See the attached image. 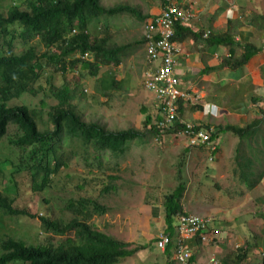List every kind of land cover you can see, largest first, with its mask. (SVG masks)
<instances>
[{
  "label": "rangeland",
  "instance_id": "rangeland-1",
  "mask_svg": "<svg viewBox=\"0 0 264 264\" xmlns=\"http://www.w3.org/2000/svg\"><path fill=\"white\" fill-rule=\"evenodd\" d=\"M119 1L121 0H104L108 4ZM15 2L16 0H0V11H6L7 6ZM132 3L139 5L137 15L94 18L89 24L92 33L100 37L108 35L111 38L109 42L127 46L119 55L121 63L119 65L96 64L99 69L95 74L89 69H82L80 65L73 72H68V80H74L80 86H85L83 99L79 103L84 118L99 121L114 130L130 127L144 130L145 114H142V107L150 103L151 99L143 84V67L146 62L144 43L139 45L140 43L137 42L143 36V15L148 13L150 8L154 10L161 7L162 0H133ZM97 24L99 27L95 29ZM15 50L19 52L21 48L16 47ZM86 58L91 60L92 56L89 54ZM109 71L115 76L116 82L122 83L108 95H102L99 91L102 88L101 79ZM44 73L54 75L56 86L63 85L64 82L61 79L63 76L51 70H44ZM73 85L74 83L71 86ZM24 97L33 109H37L41 128L53 127L54 129V124L49 121L50 108L40 105V99L30 94H25ZM50 102L56 101L50 100ZM261 118L263 119L258 126L257 139L255 141L253 138V140L256 143V149L264 154V116ZM16 130V125H13L9 133L12 135L18 133L19 130L17 132ZM174 139H179V144L174 142ZM222 141V151L219 156L224 158L219 170L214 167L215 163H211L213 161L209 157L212 155L206 149L192 148L187 151L184 139L180 137L168 136L166 142L168 145L165 146L164 143L162 145L156 143L153 136L147 133L142 138L131 141L123 155L112 156L108 149L101 151L104 172L115 176L111 180L106 177L107 182L113 184L115 188L103 192L95 185L96 180H93V175L100 171L96 163L94 146H86L80 139H69L64 136L63 152L69 159V165L54 176L53 188L60 195L71 197L73 202L82 197H91L105 205L106 213L95 214L87 221L119 239H131L129 248L143 247L132 256L120 259L118 264H170V258L164 257L162 251L155 245V241L166 225L165 196L183 182L186 184L182 198L185 211L212 218L221 230L218 234L219 239L222 236L223 240H226L220 244V248L213 247L211 252L209 247L205 251L207 256L215 255L213 252L216 253L215 258L219 253H241L249 244L250 262L258 264L261 261L262 249L256 248L255 244L264 236L262 232L264 179L259 185L255 183L256 185L251 186L252 188L241 184L245 168L239 165V163L244 164V156L251 154L245 152L250 147L253 148L249 146L253 141L243 142L233 133H227V136L222 137ZM172 145H175V148H172ZM236 148L238 155L234 157L233 151ZM240 148L245 150V155H241ZM4 149L9 152L6 148ZM188 152L192 154L187 158ZM13 157L17 156L13 154ZM10 171L7 173L8 180L0 183V189L13 186L14 183L9 180ZM228 176L230 177L227 179ZM11 196L15 198L17 206L29 207L35 214L42 213L39 211L40 207L53 208V201L42 203L45 200L42 193H24L22 185L17 186V191ZM146 204L151 206L149 219L139 220L135 212ZM77 206L76 213L81 218L85 216L84 210L90 212L96 209L93 202L77 203ZM128 208L133 210L128 211ZM76 213L64 207L56 210L53 218L69 221ZM175 224L174 219L173 226ZM148 232L150 237L145 239L143 235ZM26 235H32L30 236L32 239L27 240L31 243L56 242L64 238L41 231L38 218H4V225L0 228L1 237H25ZM221 247L224 249L222 250ZM202 251L204 252L203 249Z\"/></svg>",
  "mask_w": 264,
  "mask_h": 264
},
{
  "label": "trees",
  "instance_id": "trees-1",
  "mask_svg": "<svg viewBox=\"0 0 264 264\" xmlns=\"http://www.w3.org/2000/svg\"><path fill=\"white\" fill-rule=\"evenodd\" d=\"M133 0H121L114 4L105 3L104 0H16L9 4L6 11H0V147L7 148L15 145L19 148L20 157L27 153L34 157L40 155L50 162L52 160L51 173L67 165L62 158V153L56 154L57 147L63 135H77L86 145H93L96 159L102 158V152L109 150L110 155H123L128 144L136 137L142 138L147 133L153 137L159 134L160 130L152 124L151 114H147L144 121V130L136 127L114 130L95 120H83L81 115L76 113L77 107L72 102L83 92V86H79L74 80H68V72L75 70L79 65L82 69H89L95 74L100 65H119V55L126 49V45H117L109 42L110 36L100 37L92 33L89 24L94 18L115 17L117 14L139 13V5L132 3ZM164 1V0H163ZM149 16L144 14L142 19ZM98 24L95 26L97 29ZM177 29H186L189 34L191 30L177 25ZM221 36L228 37V34ZM145 42L142 37L139 45ZM234 40L228 39L227 44L233 47ZM16 47L21 50L16 52ZM241 57L228 58L227 66L233 70L243 68L253 55V46H245ZM43 49V50H41ZM145 49V47H144ZM234 52V50H231ZM77 54L79 56H77ZM91 55V60L87 55ZM148 63L149 59L145 57ZM149 65V63H148ZM150 66V65H149ZM44 70H51L55 74L63 76V85H55L54 75L45 74ZM102 81V88L99 90L102 95H108L113 89H117L122 82H116L111 71L107 72ZM74 83L73 86H71ZM77 93V94H76ZM30 94L40 99L39 104L50 108L49 121L54 124L52 128H41L37 118V109H33L24 97ZM53 98V99H50ZM50 100L56 101L51 103ZM253 106L264 105L263 98L253 94ZM182 104L180 111L182 110ZM147 112V108H143ZM259 115L245 122L244 124L219 125L212 134L210 143L204 145L215 163L216 169H221L223 158L219 156L222 151V143L219 139L221 134L233 133L243 142L253 143L250 149L245 152L240 148L244 156L245 172L242 182L252 188L259 185L264 179V154L256 149L257 131L264 116V108H259ZM16 125L15 134L9 130ZM183 127L179 126V129ZM57 139V140H56ZM201 146L200 149H204ZM247 145V148L249 147ZM237 148L233 151L237 157ZM255 159V160H254ZM254 162L255 165H254ZM242 173V172H241ZM240 173V175H241ZM97 184L109 189L106 177L114 179V176L107 173L99 174ZM233 176V174H232ZM230 176L227 177V179ZM234 178V177H233ZM3 168L0 165V183H3ZM235 179V178H234ZM239 179V178H238ZM53 180V179H52ZM52 180H47L43 185L51 186ZM229 181V180H228ZM256 183V184H255ZM255 184V185H254ZM252 186V187H251ZM112 188V187H111ZM186 190V184L180 182L174 191L165 196V229L170 235H174L175 227L173 220L178 213H187L182 204V198ZM89 202V199L82 198L81 202ZM74 203L71 202V206ZM22 210L13 206L10 191L0 189V221L5 215L15 216ZM46 232L65 234L69 230H75L74 239L68 238L58 246L52 244H31L27 245L22 240L0 242V264H118L120 259L132 256L140 248H129L130 244L120 240L113 235L100 230L93 229L85 221L74 220L67 225L59 222L47 221ZM225 228V227H223ZM264 233V228L262 230ZM38 237V236H37ZM36 237V239H37ZM259 238V237H258ZM256 248L262 249L261 261L264 264V236L255 244ZM223 250L224 247H221ZM249 244L247 249L241 253L229 252L218 254L222 264H252L250 262ZM170 264L171 246L168 248Z\"/></svg>",
  "mask_w": 264,
  "mask_h": 264
},
{
  "label": "crops",
  "instance_id": "crops-1",
  "mask_svg": "<svg viewBox=\"0 0 264 264\" xmlns=\"http://www.w3.org/2000/svg\"><path fill=\"white\" fill-rule=\"evenodd\" d=\"M176 2L189 9L194 17L189 23L182 25L189 28L192 34L188 33L189 30L177 29L176 41L182 47V54L178 57L175 73L184 89L199 96V99L185 102L182 117L187 121L210 124L217 128L219 125L244 124L259 115V108H264V105L253 106L252 96L258 95L264 102V0ZM160 10L161 7L149 9L148 14H155ZM206 30L211 31L208 39L203 35ZM223 34H228V37L221 36ZM228 39L235 42L232 48L227 44ZM248 45L253 46L254 52L245 64L243 72L227 66V59L241 57L245 46ZM149 97L150 103L142 107V110L147 108L148 111H142V114H151L157 120L159 116L155 101L152 96ZM207 104L217 105L216 116L207 114ZM168 136L159 144L164 143L167 146ZM223 136L227 134H221L220 138ZM178 140L173 141L179 144ZM184 142L185 146L186 141ZM185 147L187 151L194 148H188L187 145ZM172 148H175V145H172ZM204 148L208 151L207 147ZM192 152H188L187 158ZM131 209L133 210L128 208V211ZM150 209L149 204L138 208L135 213L138 214L139 220L149 219ZM164 229L165 226L159 234L163 233ZM143 237L149 239V232ZM123 241L129 244L132 242L131 239Z\"/></svg>",
  "mask_w": 264,
  "mask_h": 264
},
{
  "label": "clouds",
  "instance_id": "clouds-1",
  "mask_svg": "<svg viewBox=\"0 0 264 264\" xmlns=\"http://www.w3.org/2000/svg\"><path fill=\"white\" fill-rule=\"evenodd\" d=\"M168 5H175V6L179 7L180 9L191 13V18L188 21L184 22V21L180 20V21H177L175 23V25H174V35L172 37V41L175 42L180 47V49H181L180 54H182V47L176 41L177 25L178 24H182L183 25V24L189 23V21H191V19L194 17V15L189 9H185L182 6H180L176 2V0H164V1L162 0L161 10L159 12L155 13V14L149 13V16L144 19V28H143V36L142 37L145 38V42H144L145 54H146V42H147V38H148L147 35H146V27H145L146 23H147V21L149 19L159 16L167 8ZM128 15H134V14H128ZM116 16L117 17H122V16H126V14L121 13V14H117ZM203 35L205 37H207V39H208L210 37V35H211V31L210 30H206L205 33H203ZM180 54L176 57V64H177L178 57L180 56ZM149 69H150V67H149L148 63L145 62V65L143 67V70H144V72H143V81L145 80V77H146L145 76V72H146V70H149ZM177 78H178V76H177ZM179 81H180V79H179ZM79 86H80V84H79ZM180 86H181V82H180ZM181 88H183V87L181 86ZM144 89H145V87H144ZM185 90H187L189 93H191L192 99H190V100H194L196 98L199 99V96L194 94V93H192L191 90H188V89H185ZM145 91L147 92V94H149L150 96L153 97V95L150 92H148L146 89H145ZM83 92H84V88H83ZM83 92L80 93V95H78V98L74 99L72 103L77 106L75 108L76 113L79 112V114L81 115L82 119L86 120L84 118L83 114H82V111L80 110V107H79V103L83 99V97H82ZM153 99H154V97H153ZM190 100H187V101H190ZM154 101H155V99H154ZM187 101L181 100L179 102V110L178 111H179V115H180V117H181V119L183 121H187V120H185L182 117V111L185 109L184 108V104ZM181 104H182V108H181L182 110L180 111ZM155 105H156V102H155ZM156 107H157V105H156ZM206 107H207V109H206L207 114L212 115V116H216L217 110H218V107H217L216 104H207ZM157 113H158V116H159L157 120L155 118H153L152 115L151 116H152V124L156 125L158 127V129L160 130L159 134H157V135H155L153 137V140L156 143L159 144L163 140L164 134H162L161 128L159 127V122L162 121L163 119H162V116H161L158 108H157ZM146 116H147V114H145V117ZM144 121H145V119H144ZM189 122H191V121H189ZM194 123H200V122H194ZM200 124L202 126L206 127V128H213V133L216 131V128L214 126L210 125V124H203V123H200ZM179 126H181V124L178 123L177 126H176L178 130H179ZM124 129H127V128H124ZM138 129H140V128H138ZM182 129H183V127L180 128V130H182ZM212 134H211V136H212ZM64 136H67L69 139H76L77 138V139L81 140V138H79V136H77V135L73 134L72 137H71V136L68 135V133H65L63 135V139H61V141H60V146L57 147V149H56V154H59L60 152L64 151L63 150L64 145H65L64 144L65 143L64 142ZM137 138L138 137H136L135 139H137ZM221 139L222 138L219 139L220 143H221ZM207 144H209V143H207ZM204 145H206V144H204ZM204 145H200V146L194 147V148H200L201 146H204ZM6 149L9 152L5 151L4 148L0 147V165L3 168V179H2V181H3V183H5L8 180V174L7 173L12 169L10 171L11 175L9 177V180H11L14 184H13L12 187H5L4 189H6L7 191H10V195H11L13 192L17 191V186L19 187L20 185H22V189H23L24 193H35V194L42 193L45 196V200L42 203H49L50 201H53V208L40 207L39 211H41L42 213H36L35 214V213H33V211L29 207L20 208L19 206H17L15 204V202H16L15 198L11 196V199L13 201V206L15 208L19 209V210H22V211L19 212L18 214H16L15 216L5 215L3 217V219L0 221V228L4 225V218L5 217H9V218L28 217L30 219L38 218V220L40 222L41 231H43V232H46V230L48 228V223H47L48 220L59 222L62 225H67V224L71 223L72 221L77 220V221H85L93 229L100 230V231H103V232H105L107 234L112 235L111 233L106 232L103 229H99V228L95 227L93 225V223L91 224L89 221H87V219H91V217H93V215H95V214H104V213H106L107 212V207L105 205L101 204L100 202H98L97 200H95V199H93L91 197H82V198L89 199L90 200L89 202L88 201L87 202H81L82 198L78 199L76 202H73L71 197L60 195L59 193L54 191V188H53L54 176L61 169L65 168V167H67L69 165V159L65 157L64 152L62 153V158L67 161V165L61 166L57 170L56 173H51V170L54 169V168H52V160L54 159V155H52V153L50 155V162L47 163L46 158H44V157H42L40 155H37V157H34L32 155H29V153H27L24 157H20L19 148L17 146L13 145V144L10 145L9 147H7ZM58 149H59V151H58ZM204 149H206V148H204ZM13 154H15L17 157L14 158ZM114 156H116V155H114ZM209 158H211V157H209ZM96 163H97V166L100 168V171L97 174L93 175V180L97 181V178H99L98 175L104 173V170H103V159L101 157L99 159H96ZM50 168H52V169H50ZM108 175L114 176V174H107V176ZM109 179H112V178H109ZM47 180H52L51 186L48 187V188H47L46 184L43 185V183H46ZM105 181H106V179H105ZM106 183L110 185L108 190L107 189L105 190L103 185L99 186L97 184V182L95 183V185L97 187H100L103 192H108L111 187L115 188V186L113 184H110L107 181H106ZM71 202L74 203L73 206H71ZM91 202H93V204L96 205V209L95 210H91L90 212H88V210H84V214H85L84 218L79 217L77 215V213H76V210L78 209L77 203L85 204V203H91ZM39 203L41 204L40 201H39ZM64 207H65L66 210L74 211L76 213L75 216L73 218H71L69 221H64L62 218H53V215L55 214V211L59 210V209H63ZM181 214H191V213L190 212H187V213L184 212V213H181ZM177 215L175 217L176 224L174 225V227H175L174 235L172 236V235H170L169 233H167L165 231L163 232L164 234H168L173 239L172 243L169 246H171V250H172L171 259L174 261V264H177V262L175 260V257H174V251H173L175 246H176L175 243L177 242V238H178L177 237V221H178L177 220ZM192 215H194V214H192ZM199 217L205 218L204 216H199ZM210 219L212 220V225H214L217 229L220 230V228L217 226L215 221L212 218H210ZM46 233H51V232H46ZM75 233L76 232H75L74 229L67 231L65 234L52 233L54 235L61 236V237H64V238L59 239L56 242L55 241H48L46 243H37V244H46V245L52 244L54 246H58L61 243H64L68 238L74 239ZM33 235H35V234H33ZM30 236H32V235H26L25 237H21V236H5V237H1L0 236V242L12 239V240H15V241L22 240L27 245L36 244V243H31V242L27 241L28 239H32V238H30ZM158 239H159V236L156 237V241H155V245L156 246H157ZM120 240H122V239H120ZM216 240H218V239H216ZM225 241L226 240H222V241H217L215 243H212L211 245H203L198 239H189L187 241V244L193 250L192 260H195V259H209L212 256H215L216 253L213 252V254H215V255H211V256L208 257L207 254L205 253V251H207V249L209 247H210L209 248V252L212 251L213 247L220 248V244H222V242H225ZM169 246L167 247V249L165 251H162L157 246L158 249H160L162 251L164 257L168 255ZM202 249L204 250V252L203 251L201 252ZM217 258H219V255H217ZM17 264H30V263L28 262V263H17Z\"/></svg>",
  "mask_w": 264,
  "mask_h": 264
},
{
  "label": "built area",
  "instance_id": "built-area-1",
  "mask_svg": "<svg viewBox=\"0 0 264 264\" xmlns=\"http://www.w3.org/2000/svg\"><path fill=\"white\" fill-rule=\"evenodd\" d=\"M191 13L175 5L167 8L157 17L146 23V57L149 59L150 70L145 72L144 87L150 92L162 116L159 122L164 137L175 138L181 136L188 147H198L210 143L213 128H206L200 123L183 121L179 115V102L192 99L191 93L181 88L176 76V57L180 54V47L172 41L174 25L177 21H188ZM183 126L177 129V124ZM177 242L174 257L177 264H222L215 256L209 259L192 260L193 250L187 244L189 239H198L203 245H211L222 241L218 237L220 230L212 225L210 218H203L192 214L177 215ZM218 239V240H216ZM173 239L168 234H160L157 246L165 251Z\"/></svg>",
  "mask_w": 264,
  "mask_h": 264
}]
</instances>
